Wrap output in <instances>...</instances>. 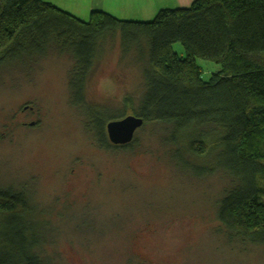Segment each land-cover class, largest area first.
<instances>
[{"label": "trees", "instance_id": "trees-1", "mask_svg": "<svg viewBox=\"0 0 264 264\" xmlns=\"http://www.w3.org/2000/svg\"><path fill=\"white\" fill-rule=\"evenodd\" d=\"M115 32L141 76L136 95H125L117 110L87 99L89 76ZM36 52L70 57L69 100L83 109L96 145L132 147L138 131L126 144H114L107 131L129 114L163 127V150L180 172L224 180L214 199L224 237L264 245V0H194L161 8L152 20L101 10L83 20L44 0H0V70L15 55ZM199 57L221 65L208 81ZM32 206L25 191L0 187V264H57L44 252L48 236H28Z\"/></svg>", "mask_w": 264, "mask_h": 264}, {"label": "rangeland", "instance_id": "rangeland-1", "mask_svg": "<svg viewBox=\"0 0 264 264\" xmlns=\"http://www.w3.org/2000/svg\"><path fill=\"white\" fill-rule=\"evenodd\" d=\"M53 3L83 10L75 0ZM114 35L89 76L87 99L117 110L141 76ZM173 48L185 55L180 42ZM32 54L0 70V187L25 191L28 236H48L44 252L57 264H264V245L224 237L214 204L224 180L180 172L163 150L164 128L153 124L128 149L100 148L69 100L70 57ZM197 62L205 81L221 69Z\"/></svg>", "mask_w": 264, "mask_h": 264}, {"label": "crops", "instance_id": "crops-1", "mask_svg": "<svg viewBox=\"0 0 264 264\" xmlns=\"http://www.w3.org/2000/svg\"><path fill=\"white\" fill-rule=\"evenodd\" d=\"M49 1L53 3L66 0ZM193 1L194 0H75V4H81L83 8L81 11H77L76 8H71L69 6L65 7L63 4H56V6L81 19L86 18L89 14L91 16V12L94 10H101L121 19L151 20L161 8L186 7Z\"/></svg>", "mask_w": 264, "mask_h": 264}, {"label": "water", "instance_id": "water-1", "mask_svg": "<svg viewBox=\"0 0 264 264\" xmlns=\"http://www.w3.org/2000/svg\"><path fill=\"white\" fill-rule=\"evenodd\" d=\"M143 124L144 119L135 114H129L122 118L111 120L107 124L109 138L114 144L129 143Z\"/></svg>", "mask_w": 264, "mask_h": 264}, {"label": "flooded vegetation", "instance_id": "flooded-vegetation-1", "mask_svg": "<svg viewBox=\"0 0 264 264\" xmlns=\"http://www.w3.org/2000/svg\"><path fill=\"white\" fill-rule=\"evenodd\" d=\"M26 107V106H25Z\"/></svg>", "mask_w": 264, "mask_h": 264}]
</instances>
